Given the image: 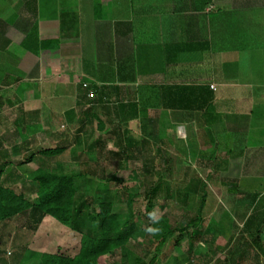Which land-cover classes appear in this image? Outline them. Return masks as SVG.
Returning <instances> with one entry per match:
<instances>
[{
    "label": "crops",
    "instance_id": "1",
    "mask_svg": "<svg viewBox=\"0 0 264 264\" xmlns=\"http://www.w3.org/2000/svg\"><path fill=\"white\" fill-rule=\"evenodd\" d=\"M6 91L32 121L26 142L50 116L76 131L93 111L105 122L95 130L115 137L141 116L169 115V160L183 145L207 172L191 169L208 180L205 201L209 183L220 191L217 241L235 251L256 231L264 255V0H0V107Z\"/></svg>",
    "mask_w": 264,
    "mask_h": 264
},
{
    "label": "rangeland",
    "instance_id": "2",
    "mask_svg": "<svg viewBox=\"0 0 264 264\" xmlns=\"http://www.w3.org/2000/svg\"><path fill=\"white\" fill-rule=\"evenodd\" d=\"M16 86L13 87L17 89L18 93H21L22 85H19L18 88ZM14 91L16 92V90ZM8 93L10 92H3V104L0 107V152L6 154V161L18 163L24 161L32 150L38 151L42 148L55 147L58 143L64 142L68 145L65 153L52 159H45L46 165L54 168L59 162L67 172L93 170L95 175L90 174L86 178L88 182H86L85 192L88 195L93 193L96 183L101 182V178L113 177V182H101V187L111 188L114 191L117 202L115 210H126L128 200L131 199L132 211L135 213L139 226L141 225L140 217L145 213L156 221L177 226H181L198 214L202 199L199 191L202 182L208 185L206 182L208 180L203 181L207 172L202 171L198 164L193 166L190 164L188 157L185 156V147L180 144H178V154L183 156L175 157V163L168 160L170 159V145L174 148L176 135L174 124H171L169 120L166 121L169 119V115H164L161 112L162 115L158 120L157 112L146 114L128 125L129 132L138 138L140 144L144 145L140 146L142 153L135 154V152L133 156L132 154L131 156L124 155L123 152L118 151L117 137L110 133L99 134L93 126V119H91L92 124L87 123L83 131L79 133L78 139L75 140V128L71 127L69 122L67 125L64 124V118H60V116H57L55 120L51 116L43 118L42 125L49 128L29 135L26 142L23 141V136L26 137L29 131H26L25 126L32 121L25 112L24 103L19 100L12 104L13 101H16L15 93L12 96ZM18 129L22 131L23 135H19ZM129 132L127 135L133 136ZM179 136L184 143L186 135L183 128L179 130ZM96 140L98 142L94 149L89 150L88 146L95 143ZM22 146H26V149H23ZM166 158L167 163L163 161ZM38 166V162H29L24 164L22 169L27 171ZM192 168L197 169L200 174L199 178H203V180L196 182L190 180L194 178L191 177L194 176ZM17 169V172L22 173L20 167ZM159 172L168 176L165 179L168 190L161 191L159 197L152 200L151 205L150 200L148 201L145 197V191L148 190L150 184L160 179ZM192 182L196 183L193 185L194 190H191ZM10 184L17 192L25 193L32 200L36 198V186L29 177L22 176L14 182L10 181ZM209 184L211 186H208L210 196L208 203L206 199V205L202 209L203 221L200 226L203 232L207 233L194 244V249L201 254L192 256L188 254L186 237L179 246L174 245V239L179 235V231H176L155 259L156 264L224 263L230 248H222L224 244L217 241L216 217L218 211L216 201L220 191L216 184ZM203 222L208 226V230L204 227ZM230 229L232 228L230 227ZM138 231L136 240L132 242L131 246L123 251H116L114 254L105 256L102 260L103 264H136V256H141L139 258L143 262L144 259L147 260L148 257H151L153 255L150 253L151 247L155 240L152 236V228L147 232ZM233 232L234 230L230 231L229 235ZM78 248L79 235L51 216H45L36 229H33V223L28 220L27 212L0 224V264H20L26 250L46 253L60 251L73 256ZM253 248L248 257L243 259L240 264H264V255L259 256L258 259L255 258L254 254L257 253V249L254 246Z\"/></svg>",
    "mask_w": 264,
    "mask_h": 264
},
{
    "label": "trees",
    "instance_id": "3",
    "mask_svg": "<svg viewBox=\"0 0 264 264\" xmlns=\"http://www.w3.org/2000/svg\"><path fill=\"white\" fill-rule=\"evenodd\" d=\"M82 89L87 93L86 88L82 87ZM86 110H89V107ZM72 112V110L67 111V116ZM89 112L92 113L89 115L85 111V114L80 116L81 126L75 131V140L78 139V135L83 131L85 125L92 122L91 119L97 120L98 128L103 129L105 127L104 121L96 118L93 111ZM137 116V107L135 109L130 108L122 121L128 122L131 118ZM18 133L23 135L20 130ZM113 133L117 137L119 152L130 156L131 154L133 156L135 152V154L142 153L140 146L144 145L140 144V141L133 136L127 135L128 131L122 133L115 131ZM23 138V141H26L25 136ZM97 142L96 140L95 143L93 142L88 146L89 150H93ZM22 148L26 149V146H22ZM67 148L66 143L60 142L55 147L42 148L38 151L32 150L24 161L18 163L6 161V154L0 152V224L27 212L28 220L33 223V229L38 227L45 216H51L79 235V248L73 256L60 251L46 253L26 250L20 264H103L102 260L105 256L114 254L116 251H123L131 246L132 242L136 240L138 230L147 232L150 228H152V236L155 238L150 252L153 255L148 257L147 260L144 259V262L139 258L141 256H136V264H156L155 259L176 231H179V235L174 239V245L179 246L186 237L188 240V254L191 256L201 254L194 249V244L207 233L203 232L200 227L203 221L201 213L206 203L207 190H205V183L202 182L201 184L204 194L202 195L198 214L195 217L184 222L181 226H177L174 224L167 225L159 220L156 221L152 216L145 213L140 217L141 225L139 226L135 213L132 211L131 199L128 200L126 210H115L117 202L114 191L111 188L101 187V182H113V177L101 178V182L96 183L93 193L88 195L85 192L86 182H88L86 178L90 174L95 175L93 170L67 172L59 162L54 168L48 167L45 162H39L38 168L34 170L26 171L22 169L24 164L34 159L58 157L64 154ZM163 161L167 163V158ZM171 166L170 164V168ZM18 167L22 169L21 174L17 172ZM158 174L161 176L160 179L150 184L148 190L145 191V197L148 201L150 200L151 205L152 200L159 197L161 191L168 190L167 181L165 180L168 176L166 174L162 175L160 172ZM14 176H16V179L27 176L35 183L36 198L34 200L30 199L25 193L17 192L13 188L10 181H16ZM191 181L196 182L198 180L192 179ZM199 181L201 180L199 179ZM193 182L191 183V190H194L193 185H196ZM138 226L140 229H138ZM249 233L245 237V243L240 244V241H238L235 251L233 249L228 250L223 264H240L243 259L248 257L253 246L261 249L263 244H260L259 235L256 234V231ZM257 253L254 254V257L258 259L259 255Z\"/></svg>",
    "mask_w": 264,
    "mask_h": 264
},
{
    "label": "built area",
    "instance_id": "4",
    "mask_svg": "<svg viewBox=\"0 0 264 264\" xmlns=\"http://www.w3.org/2000/svg\"><path fill=\"white\" fill-rule=\"evenodd\" d=\"M83 87L87 89V97L89 100H93L94 97H95V91H93V89L91 88L90 84L87 83V82H84L83 84ZM180 130V129H179Z\"/></svg>",
    "mask_w": 264,
    "mask_h": 264
}]
</instances>
